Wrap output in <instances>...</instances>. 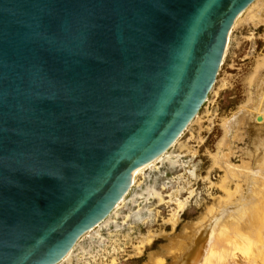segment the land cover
Instances as JSON below:
<instances>
[{
  "label": "water",
  "instance_id": "1",
  "mask_svg": "<svg viewBox=\"0 0 264 264\" xmlns=\"http://www.w3.org/2000/svg\"><path fill=\"white\" fill-rule=\"evenodd\" d=\"M256 0H0V264H59L167 153Z\"/></svg>",
  "mask_w": 264,
  "mask_h": 264
},
{
  "label": "rangeland",
  "instance_id": "2",
  "mask_svg": "<svg viewBox=\"0 0 264 264\" xmlns=\"http://www.w3.org/2000/svg\"><path fill=\"white\" fill-rule=\"evenodd\" d=\"M256 2V17L251 6L233 26L216 84L168 160L138 176L63 264H183L171 252L195 224L207 214L213 222L264 181V0ZM256 251L251 264H264V249Z\"/></svg>",
  "mask_w": 264,
  "mask_h": 264
},
{
  "label": "bare ground",
  "instance_id": "3",
  "mask_svg": "<svg viewBox=\"0 0 264 264\" xmlns=\"http://www.w3.org/2000/svg\"><path fill=\"white\" fill-rule=\"evenodd\" d=\"M256 3L251 5L253 6L251 15L254 17H256V15L253 13L260 8V6L255 5ZM239 17L238 19H240ZM258 21L260 22V20ZM174 145L172 147H174ZM166 155L167 153L153 163L140 169L137 173V177L142 175L146 169L154 167L157 162L168 160L169 155ZM136 180L133 186L137 184ZM261 183L255 185L254 189L249 188L247 198L241 196L240 200L233 205L226 206L225 209L222 208L220 215L213 222L210 223V221H212L211 215L207 214L204 216L202 220L193 227L194 230L196 229V231L193 232V237L191 236L189 241L182 240L183 242H178V245H176L177 247H174L176 251L172 250L171 253H173L175 259L179 256L177 261H181V263L183 261V264H251V259L253 257L250 256V251H262L264 249V181ZM241 208H244V211ZM204 219L207 221L209 220V223L207 224ZM114 227H116L115 224ZM116 229L118 230V228ZM74 249L59 264H63L64 261H66V263L70 262ZM263 258L264 257H262L261 260H263Z\"/></svg>",
  "mask_w": 264,
  "mask_h": 264
}]
</instances>
